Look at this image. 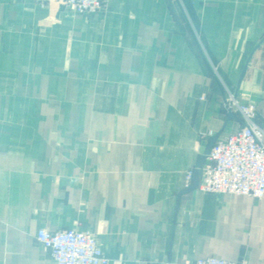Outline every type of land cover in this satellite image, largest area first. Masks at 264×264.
<instances>
[{
	"label": "crops",
	"instance_id": "crops-1",
	"mask_svg": "<svg viewBox=\"0 0 264 264\" xmlns=\"http://www.w3.org/2000/svg\"><path fill=\"white\" fill-rule=\"evenodd\" d=\"M232 95L264 129V0H0V264H56L41 228L109 264H264V197L187 185Z\"/></svg>",
	"mask_w": 264,
	"mask_h": 264
},
{
	"label": "built area",
	"instance_id": "built-area-1",
	"mask_svg": "<svg viewBox=\"0 0 264 264\" xmlns=\"http://www.w3.org/2000/svg\"><path fill=\"white\" fill-rule=\"evenodd\" d=\"M56 2L78 14L96 13L103 0H37ZM225 109L240 120V128L229 136L218 137L201 168L198 188L208 193H235L255 199L264 197V129L257 124V105L242 103L234 95L225 102ZM194 171L187 174L192 183ZM38 240L46 247L56 264H109L96 237L75 228L49 231L41 228ZM193 264H245L217 257L199 258Z\"/></svg>",
	"mask_w": 264,
	"mask_h": 264
},
{
	"label": "water",
	"instance_id": "water-1",
	"mask_svg": "<svg viewBox=\"0 0 264 264\" xmlns=\"http://www.w3.org/2000/svg\"><path fill=\"white\" fill-rule=\"evenodd\" d=\"M229 116H233L232 113L229 114ZM217 136L213 137L205 151V153L203 155L200 156L196 169L194 170V175H193V186H197L199 183V179H200V175H201V168L203 167V165L206 163L207 160V155L210 153V150L212 148V146L215 144L216 140H217Z\"/></svg>",
	"mask_w": 264,
	"mask_h": 264
}]
</instances>
